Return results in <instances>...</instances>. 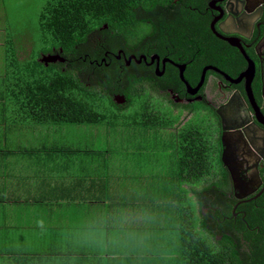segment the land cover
I'll use <instances>...</instances> for the list:
<instances>
[{"label": "trees", "instance_id": "16d2710c", "mask_svg": "<svg viewBox=\"0 0 264 264\" xmlns=\"http://www.w3.org/2000/svg\"><path fill=\"white\" fill-rule=\"evenodd\" d=\"M43 1L37 20L44 46L41 51L22 55L13 36L4 31V74L0 86L7 98L4 111L12 115L14 124L110 126L122 117L129 119L123 125L145 129L163 130L175 124L176 117L170 110L162 108L142 87L134 86L132 72L141 73V70L136 66L133 71L124 69L122 62L116 60L106 66L104 56L107 51L115 52L125 46L140 53L147 41L161 33L166 20H174L175 16L168 15L172 0ZM184 20L180 15L177 23ZM173 29L181 33L179 25ZM48 55L58 56L63 62L45 65L41 59ZM102 59L106 60L102 62ZM199 75L200 69L196 72V81ZM146 78L153 84L151 77ZM113 93L123 94L124 103H115ZM127 109L132 110L128 117L122 115ZM192 121L175 132L172 172L179 189L173 199L179 214L178 264H263L264 193L255 202L262 207L260 213H248L246 217L250 227L259 226L263 234L259 235L261 245L253 253L254 258L247 261L230 251L226 237L214 245L213 233L206 226L210 215L218 214L216 207L223 208V213L229 216L230 181L220 166L215 149L217 140L213 138L215 130L209 129L202 119ZM188 193L194 201L189 206L186 205L191 199ZM202 209L208 213L203 214ZM63 251L14 254L0 258V264L100 262L101 256Z\"/></svg>", "mask_w": 264, "mask_h": 264}, {"label": "flooded vegetation", "instance_id": "af4514ba", "mask_svg": "<svg viewBox=\"0 0 264 264\" xmlns=\"http://www.w3.org/2000/svg\"><path fill=\"white\" fill-rule=\"evenodd\" d=\"M171 3L168 15L175 17L163 23L161 33L147 41L138 54L131 46L107 51L106 66H111L112 60L122 62L124 69L136 66L141 70V73L132 70L137 89L142 87L170 112H186L189 117L185 123L199 117L209 129L215 130V149L230 181L227 196L232 206L229 216L223 213V208L216 207L218 214L210 215L206 227L213 233L214 245L226 237L230 251L251 261L261 245L259 235H263L259 226L250 227L246 217L248 213H260L262 207L255 202L264 193V0H172ZM180 15L185 20L178 24ZM172 24L180 26V34ZM249 63L255 73L247 92L246 81L239 76ZM146 77H151L153 84ZM112 97L114 101L124 98L118 93ZM223 126L227 128L225 139L230 147L225 156L245 184L242 189L234 187L223 165L222 155L227 150L221 139ZM202 213L208 212L202 209Z\"/></svg>", "mask_w": 264, "mask_h": 264}, {"label": "crops", "instance_id": "0c3cea01", "mask_svg": "<svg viewBox=\"0 0 264 264\" xmlns=\"http://www.w3.org/2000/svg\"><path fill=\"white\" fill-rule=\"evenodd\" d=\"M3 7L0 0V24ZM4 35L0 29V81ZM5 104L0 86V258L71 249L92 254L83 251L96 247L83 231L138 230L160 207L156 179L163 164L174 178L170 162L115 155L120 145L105 140L106 130L101 141L98 130H5Z\"/></svg>", "mask_w": 264, "mask_h": 264}, {"label": "rangeland", "instance_id": "374dc122", "mask_svg": "<svg viewBox=\"0 0 264 264\" xmlns=\"http://www.w3.org/2000/svg\"><path fill=\"white\" fill-rule=\"evenodd\" d=\"M43 0H3V10L1 17L3 22L0 29L9 32L13 36V42L17 46V51L22 55L30 52H38L44 47L40 40V31L37 20L40 10L43 6ZM1 11V9H0ZM196 108V106H194ZM131 109H127L122 115L131 114ZM171 114L176 117L175 124L167 129L154 130L141 127L123 125L122 122L129 121L127 118L118 119L116 123L107 125H29L14 124L12 115L6 117L8 129L5 130H98L97 137L102 140L103 130H106L105 140L108 143L120 145L113 154H129L130 159H142L141 155L148 159L170 162L172 171L175 169V132L178 130L189 117L186 112L173 111ZM168 114L171 118L172 115ZM1 118V117H0ZM173 118V117H172ZM200 120L194 118L192 122ZM4 125V122L1 124ZM3 127V126H2ZM4 130V129H3ZM73 134H77L75 131ZM124 146V147H123ZM120 149H128L123 151ZM122 155V156H123ZM169 168L162 165L160 177L156 179L162 183V198L160 207L155 209L145 225L135 228L138 225L130 226V230L104 231L89 230L82 232L81 237L84 241H94L96 247H86L84 252L99 255L98 264H178L177 250L179 246V226L177 223L179 214L177 205L171 202V195L174 191L178 192V185L173 177H168ZM185 189L187 187L184 186ZM160 193V192H159ZM188 197L189 196L188 193ZM193 199H189L186 205L193 204ZM193 207V206H192ZM106 234L108 238L106 239ZM121 234H125L121 236ZM122 237L121 239L119 237ZM116 239L121 241L117 242ZM63 251V250H62ZM77 252L76 250H68ZM64 252V251H63ZM92 257V256H91ZM90 258V257H89ZM119 258V259H117ZM115 259V260H114Z\"/></svg>", "mask_w": 264, "mask_h": 264}, {"label": "water", "instance_id": "95a60500", "mask_svg": "<svg viewBox=\"0 0 264 264\" xmlns=\"http://www.w3.org/2000/svg\"><path fill=\"white\" fill-rule=\"evenodd\" d=\"M57 61H59V62H63V59L61 58H59V57H56V56H50V55H48V56H43L42 57V59H41V62H43L45 65H47L48 63H55V62H57ZM254 73H255V71H254V66H253V64L252 63H249V66L247 67V69L245 70V72L244 73H242L240 76H239V79L240 80H242V79H245V81H246V85H245V87H246V89H247V92H250V82H251V79L253 78V76H254ZM203 76H204V72H203V75L201 76V81L200 82H202L203 81ZM181 79H182V76L180 77ZM236 96H238V95H236ZM239 97V96H238ZM250 98H251V96H249ZM121 99H122V101H116L115 100V103H117V104H119V105H121L122 103H124V98L123 97H121ZM219 114V116H221V114L220 113H218ZM221 118H222V116H221ZM222 123H224V120H223V118H222ZM239 127H242V126H239ZM227 128H225V126H223V135H222V143H223V145L224 146H226V148H227V150L226 151H224L223 152V155H222V161H223V165L227 168V170L229 171V173H230V175H231V178H232V182L234 183V187L235 188H240V189H242V187L244 186L245 187V184L243 183H241L240 182V179L238 178V172H237V170H236V168H235V166H232L231 164H229L228 163V161H227V159H226V156L225 155H227L228 153V151H229V149H230V147H229V145H228V143L226 142L227 140L225 139V136H226V130ZM246 130L247 129H245L244 128V132H245V134L247 135V137L249 138V140H250V142L252 143L253 142V139L249 136V134L246 132ZM264 264V263H263Z\"/></svg>", "mask_w": 264, "mask_h": 264}]
</instances>
